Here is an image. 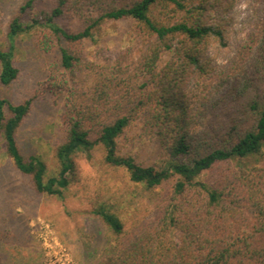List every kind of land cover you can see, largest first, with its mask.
I'll list each match as a JSON object with an SVG mask.
<instances>
[{
	"label": "trees",
	"instance_id": "16d2710c",
	"mask_svg": "<svg viewBox=\"0 0 264 264\" xmlns=\"http://www.w3.org/2000/svg\"><path fill=\"white\" fill-rule=\"evenodd\" d=\"M42 1L26 0L13 18L0 83L18 77L16 37L40 29L45 49H59L50 89L63 102L66 141L58 174L45 181L46 164L24 157L16 140L32 99L12 105L0 97V135L15 166L39 192L59 197L72 183L74 155L99 144L106 164L147 189L177 177L131 247L120 218L105 204L95 208L117 238L107 264H264V34L248 58L223 67L210 47L224 40L234 0H52L38 8ZM121 21L133 22L136 46L113 64L74 48ZM85 73L91 82L77 87ZM135 128L155 135L164 166L121 154V138Z\"/></svg>",
	"mask_w": 264,
	"mask_h": 264
},
{
	"label": "rangeland",
	"instance_id": "374dc122",
	"mask_svg": "<svg viewBox=\"0 0 264 264\" xmlns=\"http://www.w3.org/2000/svg\"><path fill=\"white\" fill-rule=\"evenodd\" d=\"M25 2L0 0V51H8L12 45L10 25ZM51 7L52 0L38 4V8ZM225 18L224 40L210 47L216 63L223 67L248 58L256 49L264 34V0H234V7ZM41 32L37 29L16 37L14 65L19 74L8 86L0 83V97L12 105L32 99L16 140L24 157L36 156L46 164V181L59 172L57 151L66 141V134L63 102L50 89L51 69L60 62L59 49L54 46L46 50ZM134 34L133 22H114L97 32L93 40L74 48L90 62L111 65L136 46ZM91 79L89 73L78 74L77 87L88 85ZM120 152L143 166H164L155 135L138 128L121 138ZM104 157L101 144L89 154H75L72 183L59 197L36 189L33 177L15 166L5 138L0 135L1 264H107L115 256L112 249L117 238L94 213L100 204H105L124 223L122 238L129 247L140 238L142 228L155 221L163 194L177 177L159 188L147 189L133 182L124 168L106 164Z\"/></svg>",
	"mask_w": 264,
	"mask_h": 264
}]
</instances>
